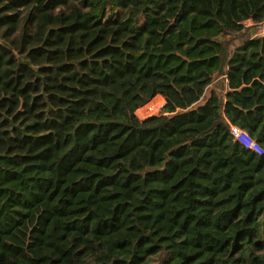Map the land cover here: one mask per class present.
<instances>
[{"label": "trees", "instance_id": "16d2710c", "mask_svg": "<svg viewBox=\"0 0 264 264\" xmlns=\"http://www.w3.org/2000/svg\"><path fill=\"white\" fill-rule=\"evenodd\" d=\"M263 22L264 0H0V264H264V153L230 131L264 147V34L231 49Z\"/></svg>", "mask_w": 264, "mask_h": 264}, {"label": "built area", "instance_id": "2783aa9c", "mask_svg": "<svg viewBox=\"0 0 264 264\" xmlns=\"http://www.w3.org/2000/svg\"><path fill=\"white\" fill-rule=\"evenodd\" d=\"M254 25V21L252 19H247L244 21V26L245 27H251ZM262 26H264V22L262 24ZM160 96V97H158ZM160 101L163 102L160 104L161 106V111L160 113L162 112L164 106L166 105L167 103V100L164 96L162 95H156L154 96L153 98H151L149 101H147L146 103H144L143 105H141L137 110H136V115L137 117L141 120V121H144L147 119V117H144V118H141L139 117L138 115V111L142 110L144 113L146 112H150L149 114L147 115H151L153 114L154 111L156 108H157V105H154L155 102L154 101ZM157 115V114H156ZM151 117V116H149ZM148 117V118H149ZM230 131L232 133V135L234 136L235 140L241 144L244 148H246L247 150H250V151H253V152H256V153H259V154H262L264 153V147L257 141L256 138L252 137L245 129H243L242 127L238 126V125H231L230 127Z\"/></svg>", "mask_w": 264, "mask_h": 264}, {"label": "crops", "instance_id": "0c3cea01", "mask_svg": "<svg viewBox=\"0 0 264 264\" xmlns=\"http://www.w3.org/2000/svg\"><path fill=\"white\" fill-rule=\"evenodd\" d=\"M257 29V33H256V35H263L264 34V26H260V27H257L256 28ZM250 32V29H249V31H245V32H243V33H240V34H237V37H235L234 38V40H233V44H232V47H231V49H233L234 48V42H236L235 44H239L240 42H241V40L242 39H247V34ZM244 35V36H243ZM255 35V36H256ZM225 77V76H224Z\"/></svg>", "mask_w": 264, "mask_h": 264}, {"label": "rangeland", "instance_id": "374dc122", "mask_svg": "<svg viewBox=\"0 0 264 264\" xmlns=\"http://www.w3.org/2000/svg\"><path fill=\"white\" fill-rule=\"evenodd\" d=\"M235 37H237V34H235L234 35ZM158 97H160V96H158ZM154 101V100H153ZM155 102V104L154 105H157V108L154 110V111H152V112H154L153 114H151V115H147V114H149L148 112L146 113H144L142 110H140V111H138V115H139V117H141V118H144V117H149V116H153V115H159L160 114V111H161V106H160V104L163 102V100H162V102H160V101H154Z\"/></svg>", "mask_w": 264, "mask_h": 264}, {"label": "water", "instance_id": "95a60500", "mask_svg": "<svg viewBox=\"0 0 264 264\" xmlns=\"http://www.w3.org/2000/svg\"><path fill=\"white\" fill-rule=\"evenodd\" d=\"M257 33V29L255 27H252L250 29V32L247 34V39H250L251 37L255 36Z\"/></svg>", "mask_w": 264, "mask_h": 264}]
</instances>
